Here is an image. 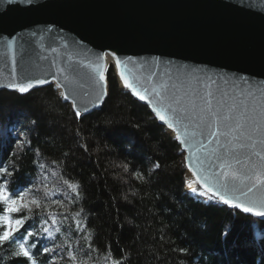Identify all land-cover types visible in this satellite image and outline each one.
<instances>
[{"label":"trees","instance_id":"trees-1","mask_svg":"<svg viewBox=\"0 0 264 264\" xmlns=\"http://www.w3.org/2000/svg\"><path fill=\"white\" fill-rule=\"evenodd\" d=\"M107 76L104 103L80 118L53 84L24 94L0 90V169L12 173L0 185L21 197L33 188L37 202L28 200L17 214L0 204V234L6 219L23 221L14 240L0 242V264H71L76 247L59 244L40 226L50 216L73 215L81 219L76 232L87 230L74 233L81 260L264 264V221L187 192L193 179L186 177L176 138L119 88L112 68ZM57 182L63 192L55 190ZM21 245L28 258L18 255Z\"/></svg>","mask_w":264,"mask_h":264},{"label":"water","instance_id":"water-1","mask_svg":"<svg viewBox=\"0 0 264 264\" xmlns=\"http://www.w3.org/2000/svg\"><path fill=\"white\" fill-rule=\"evenodd\" d=\"M112 53L121 61L119 70ZM96 65L106 77L104 86L97 84ZM61 68L57 82L63 86L52 82L32 89L53 84L63 97L67 89L73 94L67 100L72 108L76 99L81 110L87 103L90 113L101 106L92 107L102 89L108 95L107 74L112 68L119 88L148 106L175 138L151 105L124 86L120 72L142 94L172 83L201 94L211 92L214 105L224 102L223 115H230L233 103L244 101L264 130V0H0V90L17 91L8 85L51 80ZM229 123L235 128V121ZM255 127L245 125L220 137V143L230 142L236 154L232 169L238 174L251 170V175L264 177V131L256 132ZM213 130L227 131L215 123ZM180 131L182 136L185 131L196 133L200 139L195 124ZM177 142L186 177L204 190L193 171L199 165L188 159L196 149L190 153ZM245 183L247 187L239 185L244 195L237 191L228 198L239 197L234 203L254 207L253 213L226 206L264 221V216L255 215L264 212L258 206L264 202V183Z\"/></svg>","mask_w":264,"mask_h":264},{"label":"snow or ice","instance_id":"snow-or-ice-1","mask_svg":"<svg viewBox=\"0 0 264 264\" xmlns=\"http://www.w3.org/2000/svg\"><path fill=\"white\" fill-rule=\"evenodd\" d=\"M8 3H12V0H8ZM55 51V49H53ZM115 64L117 70L121 67L120 59L115 57ZM103 59V57H101ZM129 61L131 57L127 58ZM64 69H57L55 74H52L51 80L37 79L34 83L29 82L25 86L24 84L17 83L14 85H8L9 88L17 90L20 94H24L31 90L33 87L44 85L45 83L57 82V75L62 74ZM93 71L100 73L97 84L104 86L106 85V77L103 72L100 71V66H93ZM121 79L124 86L131 89L132 93L139 98L141 101H146L151 105L152 111L155 116L163 123L167 125L169 129H172L176 133V139L180 141L181 144L188 146L189 152L195 148L196 152L189 156V160L195 161V164L199 165V168H193L195 175L198 180L202 183L204 191L199 193L209 198H219L225 205H231L236 208H242L245 213H253L254 207L245 206L241 203H234V200H238L239 197L233 196V198H228L229 194H235L240 191L241 195L245 193L239 187L243 185L247 187L248 183H252L253 180L257 182L264 183V177L259 175H251V170H247L241 174L232 169V161L236 158L235 152L229 147L230 142L220 143V137H227L235 132L237 129L242 128L247 125L251 127L256 125L255 131L261 132L262 130L257 121V117L248 109L247 104L244 101L240 103H233L229 107L228 111L230 115H223L222 109L224 107V102L216 101L215 105L213 103V94L211 92L201 94L195 89H184L183 85H178L172 83L169 87L161 84L153 87L150 94H142L137 90V86L134 83H130L125 77L123 72H120ZM222 78V77H221ZM66 80V78H65ZM57 86H63L57 82ZM73 95L68 93L67 89L64 94V99L67 102L69 96ZM85 96L88 93H84ZM106 91H101L95 97V104L92 107H99L102 105ZM73 110L76 116L79 118L90 111V108L85 103V106L81 110V102L76 99L72 100ZM195 124V126L200 129L198 135L200 139H196V133L189 134L187 131L182 133L181 128H187L188 124ZM230 121H235V128L230 126ZM219 127L227 129L226 132H220L219 130H213V124ZM206 141V143H205ZM215 144L216 147H211ZM240 147H245V145H240ZM6 169H0V181H3L4 176H11ZM6 181L3 184L6 185ZM188 188L192 192H196L195 188H192L191 184ZM251 191V188H248ZM32 205H36L37 202L32 200L30 202ZM0 204L6 205L3 208L4 212L9 214H17L21 209H27L29 207L28 203L23 202L20 195L15 191L8 192L7 188L0 185ZM259 207L264 208V202H261ZM257 216H264V212H255ZM23 221L19 218L15 221L7 220L5 222V230L0 234V242H7L14 240L15 233L18 231L17 225H22ZM27 235L31 237L33 234L28 232ZM45 252L48 251L47 248L44 249ZM24 258L30 256L29 251L23 246H20L19 254Z\"/></svg>","mask_w":264,"mask_h":264},{"label":"rangeland","instance_id":"rangeland-1","mask_svg":"<svg viewBox=\"0 0 264 264\" xmlns=\"http://www.w3.org/2000/svg\"><path fill=\"white\" fill-rule=\"evenodd\" d=\"M49 179H50V177H49ZM63 187L64 186L60 183L55 184V190L56 191L63 192L62 191ZM192 188H194V185L192 186ZM185 189H186V186H185ZM187 190H188V192H192L190 189H187ZM32 192H33V190H28L27 192H25L22 195L21 198H22L23 202L26 203L28 200H34L35 199L34 193H32ZM62 209H63V206H62ZM74 213H76V210L73 211V214ZM48 220H50V221H48ZM80 225H81V219L78 217V215L77 216L73 215L72 217L50 216L47 219V221L45 222V224H42L40 226V230H41L40 232H42V230H43L46 232V234L48 236H51V237L56 236V239L59 241L58 242L59 244L63 243V241H67L69 243L68 245H71V246L74 245V247L77 248V246L75 245V243L78 240L76 236L81 237L80 232H82L85 235L87 234V230L85 228L80 230V232L79 231L76 232V230H77L76 228L79 227ZM17 226H20V225H17ZM75 232H76V236L74 235ZM76 248H74V250L72 252V259H67V261L71 262V264H81V262H82V264L83 263H85V264H114V262L110 258L107 259L105 256L100 257V259H99L100 262H94L89 257H85L83 260H81L79 250Z\"/></svg>","mask_w":264,"mask_h":264},{"label":"bare ground","instance_id":"bare-ground-1","mask_svg":"<svg viewBox=\"0 0 264 264\" xmlns=\"http://www.w3.org/2000/svg\"><path fill=\"white\" fill-rule=\"evenodd\" d=\"M63 98H64V97H63ZM188 174L190 175V173H189V172H188ZM189 178H192V177H191V176H189ZM192 179H193V178H192ZM189 184H191V186H193V183H192V181H190V182H189V183L186 185V190H187V189H189V188H188V185H189ZM201 192H202V191H198V192H197V194H198L197 196H200V197H203L204 199H207L208 197H206V196H203V195H199V193H201Z\"/></svg>","mask_w":264,"mask_h":264}]
</instances>
